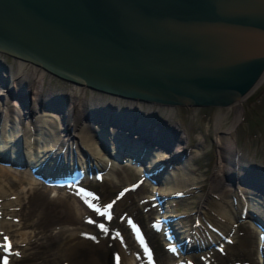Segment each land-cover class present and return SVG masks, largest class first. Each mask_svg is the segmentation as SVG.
<instances>
[{
    "label": "water",
    "instance_id": "95a60500",
    "mask_svg": "<svg viewBox=\"0 0 264 264\" xmlns=\"http://www.w3.org/2000/svg\"><path fill=\"white\" fill-rule=\"evenodd\" d=\"M0 52L176 116L182 117L186 105L222 110L264 70V0H0ZM20 89L11 87L10 94L29 105ZM58 91L40 100L41 106L63 110L67 93ZM95 105L84 115L99 123L96 136L105 151L111 152L109 136L119 144L112 155L117 160L145 161L149 148L137 149L136 137L171 145L167 140L175 128L156 112L111 102ZM110 122L118 126L113 132ZM13 143L11 159H18L12 163L27 166L22 136ZM64 153L55 159H64ZM72 153L78 164L77 150ZM2 160L9 162L10 155ZM35 173L46 179L59 174L46 163ZM239 177L264 192L263 164L249 162ZM252 216L264 221L256 210Z\"/></svg>",
    "mask_w": 264,
    "mask_h": 264
},
{
    "label": "rangeland",
    "instance_id": "374dc122",
    "mask_svg": "<svg viewBox=\"0 0 264 264\" xmlns=\"http://www.w3.org/2000/svg\"><path fill=\"white\" fill-rule=\"evenodd\" d=\"M0 54L17 68L19 59ZM45 73L41 84L44 91L49 87L77 91L78 84L47 70ZM90 90L86 87L84 95H89ZM234 102L222 110L186 105L182 117L170 114L179 124L177 132L187 134L189 149L185 159H189L184 171H178L182 163L178 167L175 163L165 164L166 175L155 173L157 180L143 175V165L118 160L101 166L91 160V154L83 156L82 161L98 166L102 176L84 175L77 183L51 184L42 180L29 187V174L23 167L0 171L6 191L0 196V219L14 224L6 225L9 232L0 228V238L11 241V245H0V264L5 260H9L7 264H263L260 246L264 240L259 232L264 231L250 218L252 212L244 211L248 200H243L246 197L236 186L226 198L221 197L223 191L213 190L212 181L219 178L217 167L223 160L218 138L223 135L232 144V152L239 149L251 162L264 165V79L238 101V108L233 107ZM165 113L162 111V115ZM5 137L0 134V140ZM78 160L81 162L80 157ZM171 185L174 191H170ZM259 197L256 195L258 200ZM165 215L173 216L178 238L190 237L197 243L195 249L170 252L165 247L168 241L164 234L154 228L155 218ZM210 239L221 248L205 244Z\"/></svg>",
    "mask_w": 264,
    "mask_h": 264
},
{
    "label": "bare ground",
    "instance_id": "6f19581e",
    "mask_svg": "<svg viewBox=\"0 0 264 264\" xmlns=\"http://www.w3.org/2000/svg\"><path fill=\"white\" fill-rule=\"evenodd\" d=\"M17 59H19V60H17L18 65H17V68H14L0 54V72L3 76L2 78H0V134H2V136H6L4 138L5 139L4 141L0 140V152L3 155H6V154L10 155V161L9 162L0 161V171H7L8 172L14 168L13 166H16L12 162H14V160H16L17 157H15L14 159H11V157L16 156V155H12V154H14V148L17 146V145L14 146L13 142H14V140H16L18 135L22 136V143H23V149H24V150H22V152H23V154L26 155V158L28 159V163H29V165H27V166H20V167H23L24 169H26L28 171L29 175L27 176L26 179L30 183L29 187H31L32 184H34V183L40 182L42 180L44 181L43 178L38 177L34 173L33 168H36V166L39 163H43V164L46 163L49 166V168H51L52 170L57 169L58 166H57L55 158H56V155L60 151H62L63 149H65L64 150L65 158L68 154H70L73 151V148L76 149L78 152L77 158L80 157L82 167L87 166V163H85V161H82L84 159L83 156H87V154L88 155L91 154V158H92L91 160L94 161V163H96L97 165L100 164L101 166H106L108 164V162L110 164L115 163L118 160L113 157L114 156L113 154L118 150L117 147H119V144L116 143V140L111 135V136H109V140H110L109 142L111 145L110 146L111 152L108 153L107 151H105L103 149L102 145L100 144L99 138L96 136L97 129L100 127L99 123L97 121H92V120L88 119L84 115L85 111L88 107H91L92 105L94 106L95 104H96L95 106H97L99 104L106 103V102H111L114 105H118V106H120V105L121 106L130 105L131 107L134 106L138 110H141V111H143L145 113H149V114H151V113L154 114L156 112L157 114H159L160 116L163 117V122L167 123L171 127L174 126V128H175L174 130L176 133L170 134V136L167 140L168 143L169 142L171 143V145H169V146L159 143L157 140H155L152 137H149V138H147V137H136L137 141L141 145V146H139L136 144L138 146L137 149H139L140 147L143 146L146 149L149 148L148 150L150 151V152H147L146 155H144V156H146L145 162L147 165V167H144V170L149 168V170L151 169V170H153L152 172L158 174V172L160 171L159 170L160 169L159 164L162 162H166V163H172L173 162L176 164L177 167H178L179 163L180 164L182 163L183 166L182 165L179 166L180 168H178V171L181 169L184 171V168L187 167L186 162L189 159V158L187 160L185 159V156L187 155V151L189 149L188 142H187L188 141L187 134L183 133L181 131H180V133L177 132L178 131L177 128H179V124L175 118L170 117V116H172V115H170V113H165V116H164V115H162V111H160V110L153 109V108H150V107H147L144 105H140V104H137V103H134L131 101H127V100H124V99H121L118 97H114V96L108 95V94L101 92V91H98V90H92L91 91L90 88H89V90L91 92L89 93V95H84V91L86 90V87H87L85 85H78L77 91H73V92H69L70 91L69 89L64 90L63 88L60 89V91H58V90L53 89L52 87H49V88H47V90L44 91L41 88V84H42V76L45 73V69L43 67L35 64V63L30 62V61H27V60H24L21 58H17ZM1 63L4 65H2ZM260 78H261V80L264 79V70L259 75L256 83H254L243 96H245L248 92L253 90L255 88V86L260 83V81H261ZM2 80L5 81L6 83L5 84L1 83ZM11 87H13L14 89L21 87L20 91L25 96L26 95L28 96V99H29L28 104L29 105H23L22 106L20 100L16 96L12 97V95L10 94V88ZM59 88H61V87H59ZM61 90L71 96V98L66 99V102L64 103V109L63 110L57 109L58 107H56V106H55V109H49V108H45L44 106H41L40 100L47 98L48 96L52 95L53 93H56L57 91L61 92ZM68 95H67V97H69ZM243 96H241L239 99H237L233 103V107L238 108V106H239L238 101ZM26 100H27V98H26ZM54 101L56 103V100H54ZM68 117H72L73 119L67 120ZM56 118H58V119L61 118V119H60V121L57 122ZM4 128H5V130H4ZM109 128H110L109 129L110 132H113L118 128V126H117V124L110 122ZM219 130H220V128H219ZM135 134H137V133H135ZM190 136H191V133H190ZM226 138L224 137V135H223V137L218 138L219 139L218 145L220 147L219 148V156L221 157V159L223 161H220V164L217 167L218 168L217 176L219 178L215 179V181L218 180V182H215L214 180L212 181L213 190L219 189V190L223 191L221 197L223 196L224 198H226L230 194L229 192L231 191V189L234 188V186H236V188L241 191V196L246 197V199L244 198L243 200H248L245 204L246 209H247V213L252 212V210L254 209V210H256V212H258V214L260 213L261 216H264V192H261L251 182H250V184H243L240 181V177H239V175L242 174V172H243V166H245L246 164H248L251 161L248 158H246L245 156H243V154H242L243 152H241L239 149L237 152H236V150L232 152L231 151L233 149L232 144H229L228 141L226 140ZM69 151H71V152H69ZM178 153H180L182 156H180L181 158L178 159L177 161H174L172 159V157ZM73 158L74 157H73V153H72L70 156V160L73 161ZM125 162H128L131 164L132 163L131 156L127 157ZM133 163L138 164L137 162H133ZM66 164L69 165L68 163H66ZM67 165L60 166L58 169H60V171H66V173H67V172H69V170H71V168L69 167L70 165L69 166H67ZM167 170L163 169L161 172H159V174L161 175L162 173L167 172ZM169 172H170V169H169ZM1 174L2 173L0 172V175ZM164 175H166V174L164 173ZM170 176H172V175L168 174L167 177L171 179ZM81 179L82 178L78 179V181H80ZM251 180H254V179H251ZM169 182L172 183V180H169ZM174 190H175V186L171 185L170 191H174ZM258 192L262 193V195H259ZM5 194H6V191H4L3 181L0 180V196L2 195V197H3V195H5ZM26 195H27V193H26ZM256 195L260 196L259 200L256 198ZM261 198H262V200H261ZM204 199H205L204 197L201 199L202 203H203ZM226 200L228 203H229V201H231L229 199H226ZM202 203H201L200 207L202 206ZM0 206H1V204H0ZM249 206H252V209L248 208ZM2 210H3V208H2ZM3 213H5V212H3ZM0 216H1V214H0ZM29 222H31V221H29ZM12 224H13L12 220H7V219H3V218L0 219V228L1 229L3 228V230L5 232L6 231L9 232V230H5V229H7L6 225L10 226ZM29 225H30V223H29ZM255 225H256V227H258L257 224H255ZM14 228L16 229V227H14ZM32 228H35V226ZM32 230H34V229H32ZM22 231H24V230H22ZM22 231H20V232H22ZM28 232L29 231H27L26 233L28 234ZM38 232H39V230H38ZM41 232H42V230H41ZM24 233L22 235H24ZM12 234H13V232H12ZM24 238L25 237H23V239ZM30 238H32V235ZM21 239H22V237H21ZM15 240H18V239H15ZM25 240L27 241V239H25ZM19 241H20V239H19ZM26 241H25V243H26ZM33 241H34V239H33ZM33 241H31V242H33ZM28 242H30V241H28ZM205 242H206V240H205ZM35 243H37V242H35ZM30 244H32V243H30ZM27 245H24V246H27ZM28 247H29V245H28ZM24 250H25V248H24ZM262 250L264 251V245H262ZM54 251H56V250H54ZM32 254H33V252H32ZM56 254H53V255H56ZM44 257H45V255H44ZM262 262H264V260Z\"/></svg>",
    "mask_w": 264,
    "mask_h": 264
},
{
    "label": "snow or ice",
    "instance_id": "6c2138e0",
    "mask_svg": "<svg viewBox=\"0 0 264 264\" xmlns=\"http://www.w3.org/2000/svg\"><path fill=\"white\" fill-rule=\"evenodd\" d=\"M109 207H111V205H109ZM101 228H103V225H100ZM4 264H7V261H4Z\"/></svg>",
    "mask_w": 264,
    "mask_h": 264
}]
</instances>
